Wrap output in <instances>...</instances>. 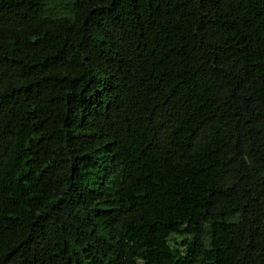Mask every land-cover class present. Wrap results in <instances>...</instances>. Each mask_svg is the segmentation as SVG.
Segmentation results:
<instances>
[{
  "label": "trees",
  "instance_id": "trees-1",
  "mask_svg": "<svg viewBox=\"0 0 264 264\" xmlns=\"http://www.w3.org/2000/svg\"><path fill=\"white\" fill-rule=\"evenodd\" d=\"M0 264H264V0H0Z\"/></svg>",
  "mask_w": 264,
  "mask_h": 264
}]
</instances>
